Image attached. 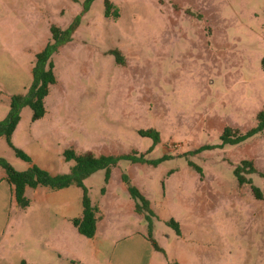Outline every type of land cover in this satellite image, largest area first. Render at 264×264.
Returning a JSON list of instances; mask_svg holds the SVG:
<instances>
[{"label": "rangeland", "instance_id": "obj_1", "mask_svg": "<svg viewBox=\"0 0 264 264\" xmlns=\"http://www.w3.org/2000/svg\"><path fill=\"white\" fill-rule=\"evenodd\" d=\"M83 1L0 0V120L10 97L30 86L50 26L65 28L81 14L72 39L53 56L56 81L44 115L33 120L24 106L10 144L0 136V157L26 170L30 163L14 150L20 149L58 174L74 164L65 149L145 154L159 162L120 160L107 181L103 171L84 180L112 233L146 223L163 246L156 250L163 264H264V128L236 143L224 135L226 127L237 134L255 128L264 109V0H110L116 16L104 13L103 0L82 12ZM150 129L157 142L140 133ZM130 183L149 201L151 226L127 209L134 200L122 187ZM40 189L29 188L25 207L45 205V191H55L72 216L82 213L80 187Z\"/></svg>", "mask_w": 264, "mask_h": 264}, {"label": "crops", "instance_id": "obj_2", "mask_svg": "<svg viewBox=\"0 0 264 264\" xmlns=\"http://www.w3.org/2000/svg\"><path fill=\"white\" fill-rule=\"evenodd\" d=\"M29 188L32 187H25L24 194ZM40 188L46 187L33 188L36 194L41 192L37 191ZM122 189L127 192L126 186ZM59 190L63 192L65 188L56 191ZM45 192V205L20 207L13 185L7 181L6 174L0 173V264H20L22 261L27 264H64L69 259L79 264H163L162 257L156 255L148 238L146 223L141 229L135 228L117 236L104 218L105 209L99 205L95 213L96 231L92 237H86L72 224V218L81 214L71 215V206L65 201L64 194ZM14 203L19 207L13 209ZM126 206L130 214L143 220V215L135 210L134 201H128ZM71 236L78 243V251L71 249ZM155 241L163 249L162 244ZM89 250L91 253L87 259L85 254Z\"/></svg>", "mask_w": 264, "mask_h": 264}, {"label": "trees", "instance_id": "obj_3", "mask_svg": "<svg viewBox=\"0 0 264 264\" xmlns=\"http://www.w3.org/2000/svg\"><path fill=\"white\" fill-rule=\"evenodd\" d=\"M78 1V0H73ZM93 0H84L82 2V12L87 11ZM104 13L106 15L114 8V5L110 0H103ZM112 14L116 16L117 10H112ZM81 21V14L72 18L71 22L65 27L60 28L55 25L50 26L51 38L45 44L42 50L37 52L34 57L32 66V82L24 94H15L10 97L9 111L6 117L0 120V136H5L10 144V136L15 130L19 120L20 112L24 106H29L33 113L32 119L36 120L44 115V98L48 95L49 87L55 83L56 78L54 74V61L53 56L59 50V47L72 39V36L78 28ZM262 66L264 68V58L262 59ZM258 124L255 128H252L245 134H237L233 129L226 127L224 129V135L227 136V142L236 143L244 140L247 136L254 134L257 130L264 128V109L257 114ZM142 135H150L154 138V142L158 141V133L152 129L141 130ZM231 134H235L234 138H229ZM16 154L21 159L30 163L29 167L23 171L15 170L12 165L3 157H0V167L4 169L7 181L13 185L14 195L16 202L19 206L25 207L28 205V201L24 196L25 187H49L51 189H62L69 187L70 185H76L82 189V213L78 217L72 218V224L77 231L86 236L92 237L96 231V217L95 213L97 207L94 206L88 195V189L84 184V180L90 177L92 174L98 171L104 172V179L107 181L110 176V168L116 165L120 160H125L131 163H153L157 164V161H149L145 158V154L140 156L132 154L122 155H110L99 154L96 155L91 151H85L82 153H76L72 149H65L64 156L66 160L72 159L74 161L68 173L50 174L48 171L38 167L32 163L29 156L22 150L14 148ZM151 150L148 149L147 152ZM244 166H250L252 171H255L252 163L249 160L242 161ZM240 167L236 168L235 172L239 175V182L243 183L245 179L240 176ZM123 180L128 182L129 180L123 176ZM128 194L135 202L136 212L143 215L144 219L148 221L149 226L152 225L151 217L153 212L150 209L149 201L144 195L131 183L126 187ZM258 198H262L261 194L253 189ZM174 228L177 234H180L179 224L174 220L168 221ZM151 232V230H150ZM148 237L152 243L154 249L161 251L160 247L153 239L151 233ZM20 264H27L22 261Z\"/></svg>", "mask_w": 264, "mask_h": 264}]
</instances>
